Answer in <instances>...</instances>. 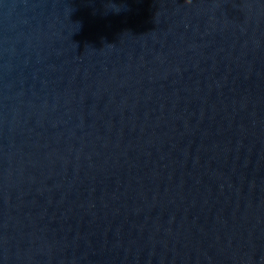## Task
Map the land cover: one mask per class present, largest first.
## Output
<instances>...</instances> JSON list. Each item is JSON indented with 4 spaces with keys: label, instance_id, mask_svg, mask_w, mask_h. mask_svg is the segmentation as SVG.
Masks as SVG:
<instances>
[{
    "label": "water",
    "instance_id": "obj_1",
    "mask_svg": "<svg viewBox=\"0 0 264 264\" xmlns=\"http://www.w3.org/2000/svg\"><path fill=\"white\" fill-rule=\"evenodd\" d=\"M264 82V0H0V264H97Z\"/></svg>",
    "mask_w": 264,
    "mask_h": 264
}]
</instances>
